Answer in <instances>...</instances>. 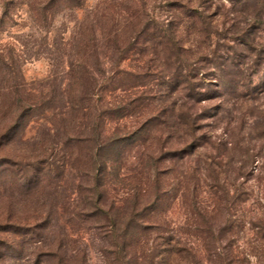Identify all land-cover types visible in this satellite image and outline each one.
<instances>
[{"label":"rangeland","instance_id":"1","mask_svg":"<svg viewBox=\"0 0 264 264\" xmlns=\"http://www.w3.org/2000/svg\"><path fill=\"white\" fill-rule=\"evenodd\" d=\"M8 1L5 14L0 0V121L22 93L37 104L9 128L0 146V264H264V68L244 87L241 76L247 80L253 72L248 59L237 67L215 56L200 66L203 93L210 98L189 109L197 118L192 153H168L154 165L150 153L157 156L161 145L149 137L109 158L101 202L117 207L148 185L141 199L150 198L157 183L161 195L143 241L121 257L109 221L91 208L94 175L85 163L86 145L73 146L66 137L87 133L98 117L106 133H124L146 116L158 86L144 71L131 78L122 72L141 71L140 55L120 61L118 52L110 57L103 49L89 110L79 115L66 105L73 89L71 39L90 22L100 28L111 19L122 29L135 13L164 16L166 0H83L73 8L60 6L47 19L30 11L31 0ZM209 1L212 12L228 4ZM179 36L189 57L214 47L188 21L180 24ZM220 48L218 53L231 52ZM238 69L243 75L236 76ZM235 78L240 82L233 91ZM188 93L181 86L178 102ZM125 100H134L131 114L112 116V104ZM181 132L191 135L183 126L165 150L184 144ZM162 234L174 235L196 258L183 252L165 263L154 249Z\"/></svg>","mask_w":264,"mask_h":264},{"label":"trees","instance_id":"2","mask_svg":"<svg viewBox=\"0 0 264 264\" xmlns=\"http://www.w3.org/2000/svg\"><path fill=\"white\" fill-rule=\"evenodd\" d=\"M82 2L83 0H31L28 5L30 11L38 12L47 19L49 14L53 15L59 11L60 6L73 8ZM9 4L8 0H4L5 14L9 13ZM222 5L221 12H212L209 0H196L195 3L191 0H166L164 16L142 17L140 13H135L129 18L130 26L122 29L113 26L111 19L105 20L100 28L90 22L88 30L76 31L71 39V43H75L73 44L74 59L71 58L69 65L73 92L70 90L66 105L69 109L79 112V115H84L89 110L90 98L99 80L100 71L97 61L103 49L109 52L110 57L118 52L120 61L128 58L130 54L140 55L141 71L135 72L125 68L122 72L131 78L139 76L144 71L143 74L150 75L151 80H154L152 82L156 81L155 84L158 86L154 93L157 100L148 101L150 108L146 116L124 133H117V131L106 133L102 125L103 120L98 117L94 119L93 126L87 133L69 132L66 137V140L73 146L80 148L81 144L86 145L85 163L89 165L94 175L93 191L88 193L90 197L92 196L91 208L96 210L98 216L109 221L112 228L110 235L119 244L121 257L130 250L135 253L133 245L143 241V232L150 227V221L154 218L153 212L156 211L154 205L161 195L157 189L159 186L157 183L155 193L150 195V198L141 199L148 192L150 186L148 185L147 188L141 187L140 193H133L117 207L107 205L104 200L101 202L106 191L104 180L106 174L109 173V158L116 160L123 155L127 146L146 142L149 137H154L161 145L157 156L150 153L154 165L165 160L168 153L169 155L192 153L198 146L194 133L197 118L195 113L192 114L189 109L193 105L202 103L204 99L210 98L203 93L204 86L201 80L204 73L200 74L202 72L199 70L200 66L215 56L219 60L227 59L237 67L247 62L248 59L250 63L248 67L253 68L252 73L248 72V77L250 76L248 81L242 78L243 71L238 69L236 73V76H241L244 87H248L253 82L252 74L259 72L261 67L264 68V0H228V4L222 3ZM187 21L197 28V32L203 35L210 47L214 46L209 52L198 54L195 57H189L185 53L179 33L180 24ZM220 46L231 49V52L218 53L219 49H223ZM243 48L249 50V53L238 52ZM223 74L229 76V72L225 70ZM260 79L264 80V71ZM239 82L236 78L233 80L232 84L236 86L233 91L237 89ZM134 85L138 84L134 83ZM181 86L185 87L189 93L185 100L178 102L179 98L175 93L179 92ZM29 94L18 95L6 109L0 121L2 124L0 146L7 137L9 128L18 126L26 111L36 109L37 103L31 99ZM134 100L113 103L109 112L116 117L129 115L135 106ZM183 126L190 131V137L186 136V132L185 134L179 133L178 136H181L184 144L165 150V143ZM166 128L167 131L164 132ZM158 237L161 241L158 242L159 245L154 246V249L156 253L157 251L163 253L161 258L165 263H170L171 258L183 252L195 257L188 247L180 245V240L174 235L162 234ZM195 258L193 259L196 260Z\"/></svg>","mask_w":264,"mask_h":264}]
</instances>
